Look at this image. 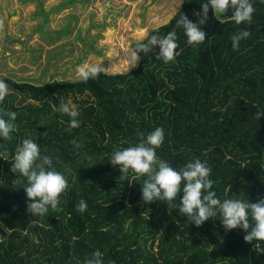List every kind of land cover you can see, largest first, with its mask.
Here are the masks:
<instances>
[{
  "label": "trees",
  "instance_id": "16d2710c",
  "mask_svg": "<svg viewBox=\"0 0 264 264\" xmlns=\"http://www.w3.org/2000/svg\"><path fill=\"white\" fill-rule=\"evenodd\" d=\"M182 2L149 37L174 28L180 13L196 21L203 0ZM254 7L251 25H237L230 9L218 18L210 9L200 45H188L177 29L178 54L168 64L151 49L139 53L130 71L102 70L87 81L37 84L0 75L9 87L0 115L17 113L10 137L0 138V264H84L97 249L104 264H264V253L243 240L242 230L225 231L219 215L197 227L176 205L145 204L140 183L146 177L130 170L132 181L121 183L119 166L109 159L160 126L165 141L158 157L176 168L194 157L206 161L221 199L264 198V117L253 116L264 109V4ZM240 28L251 35L234 50L231 36ZM148 36L133 41L131 51ZM61 101L79 112V127L68 129ZM25 138L40 144L66 176L62 211L29 212L27 180L11 171ZM89 157L95 165H88ZM81 199L88 204L84 213L75 210Z\"/></svg>",
  "mask_w": 264,
  "mask_h": 264
},
{
  "label": "clouds",
  "instance_id": "9594fccd",
  "mask_svg": "<svg viewBox=\"0 0 264 264\" xmlns=\"http://www.w3.org/2000/svg\"><path fill=\"white\" fill-rule=\"evenodd\" d=\"M198 2V0H197ZM264 0H203L200 11H195L197 17L193 22L187 14L180 13L176 19L175 27L166 34H153L140 43L130 54L132 65H136L140 59L139 53L146 54L151 49L156 51V59L168 64L178 54L177 29L182 28L188 45H200L206 41L204 26L209 20V10H213L215 16L231 10L232 19L237 25L244 22L251 25L253 14L256 11L254 5ZM251 31L240 28L231 36L232 48L238 50L240 42L246 40ZM158 47V52H157ZM102 69L97 66H77L76 72L79 77L87 81L96 78ZM9 87L5 80L0 79V100L8 94ZM254 113L256 120L264 117V109L256 108ZM58 110L66 114L70 119L68 129L79 127V112L71 102L61 101ZM17 113L4 112L0 115V138L8 139L14 130V121ZM140 139L128 147L112 151L109 154L113 166H119L122 175L118 178L121 183L129 178L131 170L137 176L146 177L142 183L141 200L145 204L155 201H166L169 206L176 205L179 214L187 217V221L197 227L202 226L212 218L220 217L221 225L225 231L240 229L243 231V240L253 244L257 254L264 253V198L256 202L249 199L236 197L221 199L213 187L211 179L212 169L206 161L194 157L187 161L183 167H173L170 162L158 157L157 149L165 141V130L157 126L146 135L140 133ZM73 143L79 147L76 141ZM88 165L93 166L92 158H88ZM264 169V162L261 163ZM11 171L26 178L27 183L23 186L27 207L32 215H45L52 212L62 211L61 194L65 192L68 181L63 172L54 166L51 155L42 154L41 146L31 138L23 139L17 147ZM88 204L81 199L75 206V210L84 213ZM254 242V243H253ZM84 264H104L103 253L97 249L84 260Z\"/></svg>",
  "mask_w": 264,
  "mask_h": 264
},
{
  "label": "rangeland",
  "instance_id": "374dc122",
  "mask_svg": "<svg viewBox=\"0 0 264 264\" xmlns=\"http://www.w3.org/2000/svg\"><path fill=\"white\" fill-rule=\"evenodd\" d=\"M182 1L0 0V75L39 84L76 80L77 66L128 72L138 64L132 42L167 23Z\"/></svg>",
  "mask_w": 264,
  "mask_h": 264
}]
</instances>
